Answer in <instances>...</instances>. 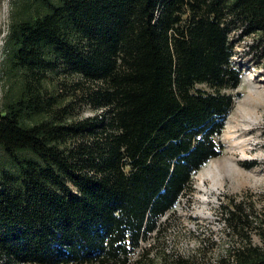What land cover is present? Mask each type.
<instances>
[{"label": "trees", "instance_id": "16d2710c", "mask_svg": "<svg viewBox=\"0 0 264 264\" xmlns=\"http://www.w3.org/2000/svg\"><path fill=\"white\" fill-rule=\"evenodd\" d=\"M5 48L0 150L15 172L0 167V254L155 264L133 254L220 153L236 55L264 65V0H11ZM82 102L100 111L74 117ZM256 228L261 245L214 264H264Z\"/></svg>", "mask_w": 264, "mask_h": 264}, {"label": "rangeland", "instance_id": "374dc122", "mask_svg": "<svg viewBox=\"0 0 264 264\" xmlns=\"http://www.w3.org/2000/svg\"><path fill=\"white\" fill-rule=\"evenodd\" d=\"M10 4L11 0H8L9 9ZM247 42L248 38H244L236 49L242 51ZM5 55L4 44L0 56V108L1 65ZM240 58L245 62L240 82L235 89L227 90L234 95L233 101L224 127L216 137L220 153L199 168H205L208 164L217 166L221 172L217 188H210V181L199 179V171H195L191 176L193 191L182 194L160 216L156 223L158 229L141 241L133 257L148 249V257L155 264L171 263L172 259L178 257L196 264H214L229 249L244 245L247 241L252 245H261L256 227L264 219V65L257 67L244 54L235 57L236 60ZM61 78L64 76L61 75ZM72 78L78 79L76 75ZM68 85L73 87L70 83ZM98 111L84 102L76 103L73 116L79 118ZM0 167L15 172L1 150ZM228 209L242 214L241 218L251 224L243 225L241 229L235 217L225 220L224 213ZM0 264L13 263L0 254Z\"/></svg>", "mask_w": 264, "mask_h": 264}, {"label": "built area", "instance_id": "2783aa9c", "mask_svg": "<svg viewBox=\"0 0 264 264\" xmlns=\"http://www.w3.org/2000/svg\"><path fill=\"white\" fill-rule=\"evenodd\" d=\"M8 0L0 1V56L2 55L3 46L6 41L7 33L9 30V19H8Z\"/></svg>", "mask_w": 264, "mask_h": 264}, {"label": "bare ground", "instance_id": "6f19581e", "mask_svg": "<svg viewBox=\"0 0 264 264\" xmlns=\"http://www.w3.org/2000/svg\"><path fill=\"white\" fill-rule=\"evenodd\" d=\"M229 168H232L229 166ZM199 179H208L210 181V188L215 189L217 188L218 181L221 176L220 170L214 164H208L205 168L199 169ZM235 172H233V175ZM236 175V174H235ZM239 175V174H238ZM245 177V174H243ZM237 176V175H236ZM220 184V183H219Z\"/></svg>", "mask_w": 264, "mask_h": 264}, {"label": "crops", "instance_id": "0c3cea01", "mask_svg": "<svg viewBox=\"0 0 264 264\" xmlns=\"http://www.w3.org/2000/svg\"><path fill=\"white\" fill-rule=\"evenodd\" d=\"M1 1V0H0Z\"/></svg>", "mask_w": 264, "mask_h": 264}]
</instances>
